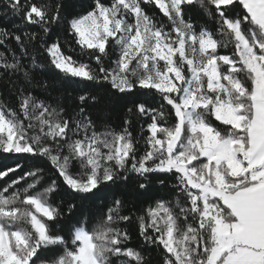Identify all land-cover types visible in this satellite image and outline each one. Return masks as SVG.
<instances>
[{
	"label": "snow or ice",
	"instance_id": "1",
	"mask_svg": "<svg viewBox=\"0 0 264 264\" xmlns=\"http://www.w3.org/2000/svg\"><path fill=\"white\" fill-rule=\"evenodd\" d=\"M0 264H264V0H0Z\"/></svg>",
	"mask_w": 264,
	"mask_h": 264
},
{
	"label": "trees",
	"instance_id": "2",
	"mask_svg": "<svg viewBox=\"0 0 264 264\" xmlns=\"http://www.w3.org/2000/svg\"><path fill=\"white\" fill-rule=\"evenodd\" d=\"M77 2H88V0H77ZM6 163H9V161H7L6 158H0V165H3V164H6Z\"/></svg>",
	"mask_w": 264,
	"mask_h": 264
}]
</instances>
